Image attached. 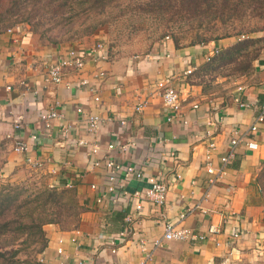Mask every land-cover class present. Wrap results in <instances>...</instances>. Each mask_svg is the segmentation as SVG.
I'll return each instance as SVG.
<instances>
[{
  "label": "crops",
  "instance_id": "obj_1",
  "mask_svg": "<svg viewBox=\"0 0 264 264\" xmlns=\"http://www.w3.org/2000/svg\"><path fill=\"white\" fill-rule=\"evenodd\" d=\"M229 43L211 42L175 48L167 41L148 52L169 53L168 58L160 61L134 57L115 59L112 56L106 62L95 64L90 61L84 75L92 74L98 68L107 74L98 86L100 100L95 103L86 90L75 86L77 77L74 74H68L59 86L44 83L48 66L64 57L66 49L43 44L35 33L21 27L0 31V181L13 180L35 170L34 173L41 174L49 186L73 188L85 207L75 228L61 230L55 225L45 226V264H140L142 254L138 240L143 237L150 243L164 234L160 214L163 212L178 224L180 213L200 200L204 211H196L178 225L202 233L209 225L221 220L220 214H231L225 234L220 237L222 245L217 247L211 240L171 241L155 253L149 264H261L264 259V206L256 177L264 165V146L258 151L238 146L236 159L227 175L206 192L208 175L202 167L204 146L200 137H196L208 121L216 122L224 115V123L216 129L218 149L214 161L218 166L219 157L228 149L232 129L245 131L255 121L264 99V49L260 65L254 64L255 80L243 82L237 90L222 92L221 96L212 99V95L219 93L204 85L200 70L213 49ZM91 46L75 49L88 52ZM193 67L196 70L186 75ZM171 76V85L183 100V115L189 120L187 126L180 120L167 122V112L158 97H150L141 112L134 110L153 89L155 81ZM149 86L152 87L149 89ZM237 100L248 101L252 107L240 109ZM194 105L198 106L196 110L192 109ZM79 107L82 114L76 111ZM53 108L64 117L54 121L47 131L40 116ZM89 114L127 120L124 128L118 121L105 124L96 135L103 149L111 142L133 143L127 151L111 152L123 166L134 164L144 168L146 175H154L162 168L163 151H173L177 155L179 177L171 176V172L166 174L165 205L158 208L143 202V211L135 217L132 231L125 238L120 236L123 220L133 212L134 201L121 198L116 205L108 201L98 203L96 197L100 191H94L90 186L104 187L103 167L91 168L87 148L75 146L77 139L93 140L94 136L86 132L84 125L85 115ZM19 118L22 127L15 129L14 121ZM64 125H70L71 131L63 135L60 129ZM33 134H37V140L31 139ZM254 137L264 142V122L259 124ZM19 139L28 144L27 156L41 162L40 167L32 168L25 162V155L14 152ZM66 161L71 165L66 166ZM165 163L167 167L172 165L168 160ZM124 184L131 192L149 186L147 182L135 179L125 180ZM238 227L244 235L231 253L226 242ZM59 248L62 254L57 253Z\"/></svg>",
  "mask_w": 264,
  "mask_h": 264
},
{
  "label": "rangeland",
  "instance_id": "obj_2",
  "mask_svg": "<svg viewBox=\"0 0 264 264\" xmlns=\"http://www.w3.org/2000/svg\"><path fill=\"white\" fill-rule=\"evenodd\" d=\"M158 8L167 10L151 11ZM240 23L250 26L243 32V40H238L243 35L237 33ZM256 25L264 26V0H112L102 8H91L87 0H0V31L21 27L35 33L41 43L66 50L93 47L99 41L115 59L144 56L165 43L167 36L175 48L230 42L222 47L228 49L239 41L259 40L256 46L246 44L245 50L235 55L233 64L223 66L216 62L212 67L201 68L204 85L219 93L212 99L255 80L254 64L260 65L264 49V31L249 32ZM34 172L0 184L19 185L28 192L43 187L50 190L52 187L41 174ZM262 177L258 181L264 195ZM262 200L264 206V196ZM54 208L53 203L43 208L33 206L28 215L12 218L15 223L10 232L0 238V264H45L47 245L33 223H43L46 217L49 220ZM74 221L61 216L59 223L42 225V230L45 232L48 225L72 229L79 222ZM260 262L264 264V259Z\"/></svg>",
  "mask_w": 264,
  "mask_h": 264
},
{
  "label": "built area",
  "instance_id": "obj_3",
  "mask_svg": "<svg viewBox=\"0 0 264 264\" xmlns=\"http://www.w3.org/2000/svg\"><path fill=\"white\" fill-rule=\"evenodd\" d=\"M246 36L242 35L238 40L245 39ZM169 41V37H165V42ZM218 53V48L213 49L210 54L206 57V61ZM110 55L108 49L102 42H97L93 47H91L88 52H81L74 49L67 50V54L59 59L57 62L52 63L48 66L45 74L44 83L53 84L59 86L64 83V79L68 74H74L77 77L75 86L77 88H82L86 90L91 96L95 103L99 102V87L101 82L106 77V72L102 68H98L95 72L89 75H84L85 68L88 62H93L95 64L100 62L108 61ZM169 53H146L144 56H134L135 59L148 58L150 60L160 61L163 58H168ZM264 64V62H263ZM196 68H189L186 71V75H191ZM172 76L165 78L160 81H155L153 84V89L148 91V94L144 99L135 106V111L141 112L148 103L150 97H158L162 101L163 107L167 112L166 121L173 123L175 120H180L184 126L189 124V120L185 118L182 111V102L180 93L172 85ZM67 87L70 86L67 84ZM152 87V86H151ZM150 86L147 88H151ZM37 93V91H35ZM237 106L240 109H249L252 104L248 101L237 100ZM198 108L197 105L192 107L193 110ZM215 109V107H214ZM77 113L82 114L83 110L81 107L77 108ZM63 114L56 110L55 108L44 111L40 120L43 124L45 130L49 131L52 128V124L56 120L63 119ZM113 121H118L121 127H126L127 120L124 118L116 119L114 116H103L101 114H89L85 115L84 125L85 130L88 134L93 137L92 141H87L85 139H77L75 146L86 147L87 157L89 159V165L91 168H101L104 170L105 184L104 187L99 189L96 184H92L90 187L94 191H100L96 197L98 203L108 201L111 205H116L119 199L124 201L133 200V212L127 214L124 217L123 230L120 236L125 238L132 231L133 221L135 217L143 211V202H149L155 207L161 208L165 205L167 198V186L164 182L166 174L171 172V176H176V168L178 166L177 155L173 151H163L161 153L162 158V168L154 175H146L144 168L134 165L126 164L123 166L120 162L115 160L111 156V152L114 150L127 151L131 144H119L118 142H111L107 144L106 148L103 149L101 146V141L96 136L101 130L102 126ZM225 121L224 115L219 116L218 120L208 121L201 134H197L203 142V158L202 167L208 175L205 180L206 192L213 189L218 185L223 178L227 175L228 169L236 159L237 148L240 145H244L250 151H258L264 142L258 141L254 134L258 131L259 124L264 122V99L260 104L259 112L255 117V121L243 132H240L237 128L232 129L228 139V149L224 155H221L218 159L219 165L215 166L214 155L218 149V144L216 141V129L221 126ZM22 124L20 118L14 121V128L20 129ZM61 134H67L71 131L70 125H64L60 129ZM32 140H37V134L31 136ZM163 139H160L162 142ZM29 146L23 140H17L14 146V152L20 155H25V162L32 168H38L41 166V162L33 160L28 157ZM168 160L172 162L170 167H167L165 161ZM66 166H70L69 161L65 162ZM179 177V175H177ZM135 179L137 181H145L149 184L148 187L142 190H135L133 192L125 189V180ZM194 184V182H192ZM50 187H53L52 185ZM207 195V194H206ZM205 195V196H206ZM202 200L198 201L192 208L188 207L185 211L180 213L178 216V221H185L189 216L193 215L196 211H204L202 208ZM221 220L218 223H213L208 226L207 230L202 233H194L187 228H181L179 225L168 219L166 215L162 212L160 214L159 221L163 223L164 234L156 239H153L150 243L143 237L138 240V247L142 254L140 264H149L155 255V253L166 246L167 243L171 241H198L213 242L215 246L220 247L222 242L220 237L225 234V227L232 218L231 214H220ZM244 231L242 229L235 228L230 239L226 242L227 246L230 247V252L236 250L237 242L243 237ZM58 254H62L61 248L57 250Z\"/></svg>",
  "mask_w": 264,
  "mask_h": 264
},
{
  "label": "trees",
  "instance_id": "obj_4",
  "mask_svg": "<svg viewBox=\"0 0 264 264\" xmlns=\"http://www.w3.org/2000/svg\"><path fill=\"white\" fill-rule=\"evenodd\" d=\"M91 6V8H102L106 7L108 4L112 2V0H87ZM159 10H167V8H158L157 10L151 9V11H159ZM249 25H245V23H240L239 30L237 33L246 32L249 29ZM264 31V26L256 25L255 28H252L249 32H259ZM253 43L252 45H257L259 40L249 41ZM248 41H239L235 46L230 47L228 49H223L222 47L218 48V53L214 55L210 61L206 63V68L212 67L214 63H219L223 66L227 64H233L236 62L235 55H239L245 48ZM109 55L110 52H109ZM204 67V66H203ZM262 176H264V165L261 168L260 174L256 177V184L260 190L261 198H263V191L259 184L258 180H262ZM58 188L52 187L50 190L46 187L38 188L35 191L28 192L24 190L19 185H11V184H0V238L1 236H6L8 232L11 230V225L15 223L12 218L14 216L21 217L23 214L28 215L31 208L33 206H37L40 208L45 207L49 203L55 204V212L51 213L48 218H44L45 221L43 223L37 222L33 223V225L39 229L37 232L39 237H41L44 245H47V240L45 237V232L42 230V225L46 224H57L59 223V218L63 216L65 219L78 221L80 219L81 213L85 210L84 204L77 199V194L73 188H62L63 190L58 191ZM25 195L24 193H27ZM23 197V198H21ZM263 201V200H262ZM74 221V222H75ZM27 228L26 225H24ZM44 248V247H43ZM1 257V255H0Z\"/></svg>",
  "mask_w": 264,
  "mask_h": 264
}]
</instances>
